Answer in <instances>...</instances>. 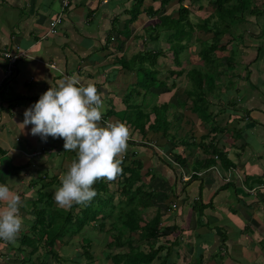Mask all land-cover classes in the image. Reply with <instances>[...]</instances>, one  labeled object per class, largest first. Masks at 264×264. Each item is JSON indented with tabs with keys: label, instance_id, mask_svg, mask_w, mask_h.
I'll return each mask as SVG.
<instances>
[{
	"label": "crops",
	"instance_id": "obj_1",
	"mask_svg": "<svg viewBox=\"0 0 264 264\" xmlns=\"http://www.w3.org/2000/svg\"><path fill=\"white\" fill-rule=\"evenodd\" d=\"M122 1L71 0L58 33L44 38L61 9V0H0V264H30L23 237L31 233L40 192H54L58 204L61 187H67V195L75 188L84 190L96 176V161L112 160L111 150L96 151L105 144V136H120L117 132L122 127L113 116L110 119L117 128L104 130L97 150L77 152L91 139L88 131L94 117L100 123L97 114H105L111 105L124 111L129 107L127 97L132 98L131 104L142 101L139 93L126 91L128 80L132 82L135 76L121 72L117 63L118 57L129 59L137 52L129 57L132 47L125 43V49L119 51L111 41L117 37L112 33V20L118 13L127 17V3L120 5ZM257 33L260 37L261 30ZM246 43L255 52L243 53L250 67L240 72L237 90L230 93L235 104L222 105L220 116L215 117L218 121L209 120L217 130L205 139L209 142L217 137L214 142L230 167L243 170L244 180L226 183L215 171L183 180L184 173L208 168L210 156L200 146L179 148L181 162L161 138L151 136L159 150L156 154L151 145L131 147L126 142L130 138H119L122 156L127 149L138 152L135 159L142 166L144 189L158 196L156 204L146 209L148 218L160 212L166 231L182 232L184 243L180 245L191 249L195 263L264 264V189L250 194L244 187L257 188L263 183L264 37L248 38ZM257 45L262 48L259 54ZM6 51L22 54L8 78ZM86 121L88 130H79ZM123 129L132 137L128 128ZM106 131L115 137L107 136ZM69 140L74 149L66 150ZM193 153V161H189ZM87 155L95 157L94 161ZM216 164L222 174L230 168L222 160L210 166ZM160 181L162 185L167 182L168 188L155 186Z\"/></svg>",
	"mask_w": 264,
	"mask_h": 264
},
{
	"label": "trees",
	"instance_id": "obj_2",
	"mask_svg": "<svg viewBox=\"0 0 264 264\" xmlns=\"http://www.w3.org/2000/svg\"><path fill=\"white\" fill-rule=\"evenodd\" d=\"M173 1L175 0H124L120 3V5L127 3V8L124 10L127 17L121 18V14L118 13L112 20V29L116 31L117 37L111 38V41L116 43V49L121 51L125 43L130 48L132 44L137 46L135 39H140L143 48L129 59L118 57L117 63L120 65L121 72L132 73L135 76L132 82L128 80L131 85L128 84L130 87L126 91L129 95L139 93L143 98L138 104H131L132 98L127 97L125 101L129 107L121 111L122 115L118 114L120 111L115 110L117 105H111L112 107L105 115L116 117L118 125L129 129L132 137L126 142L131 147L136 144L151 145L156 154L159 150L155 148V143H152L154 139L151 138L150 133L156 136L161 134L166 139L165 148L173 154L176 153L175 157L184 162L177 152L180 147L187 146V136H177L175 129L179 127L173 126L172 122L163 118L171 110L170 101L158 103L161 92L156 94L151 90L161 79L158 75H161L163 67L160 66L158 59L161 56L166 57L168 52L172 51L174 63L179 64L183 54L190 49L191 40L195 39L198 44L197 54L203 65H193L187 70L186 77L189 80L185 88L187 98L184 101L179 100L178 103L180 107H184L189 100L191 101L193 114L188 118L190 122L194 121L196 124L197 120H201L202 123L208 120L213 121L215 117L209 111L212 103L208 93L220 87L221 94L225 97L220 95L222 101L219 104L224 105L225 101L229 105L235 104L228 95L237 90L238 81L231 79L233 75L226 76L228 83L223 85L219 77L227 75L228 70L237 73L235 70L242 65L245 69L250 67L248 61L243 60V53L248 52L246 48L249 47L246 43L248 38L261 40L264 37V0L260 3L259 0H235L234 4H230L234 0H210L213 11L204 18H198L197 21L191 18L192 10L189 7L190 4H185V0H176L179 3L177 15L172 12L167 13ZM195 1L190 0L191 3ZM249 15L255 16L254 24L261 30L260 37L254 33H247V27L245 29L239 27L242 23H251ZM140 26L139 33L134 35V30ZM201 34L208 37H203ZM132 35H134V42L129 41ZM226 35H229V38L227 43H223ZM163 41L169 45L168 49L163 44L160 47L149 46L150 43ZM229 44H232L230 48ZM256 48L259 54L262 48L260 45ZM217 70L219 75L215 73ZM184 73L183 69L171 72L172 76ZM236 75L239 76L238 73ZM163 84L164 92L170 93L172 87L166 86L167 82L161 81L157 85L163 88ZM155 97L156 101L153 104ZM159 110H163L164 115H158ZM212 130L217 129L213 127ZM106 135L115 137L113 132H108ZM190 136L194 137V141H198L197 145L210 156L206 162L207 167L215 162L218 163L215 155L225 162V167H230L226 155L214 142L217 137L206 142L205 139L209 138L208 134L203 133L201 136L190 134ZM116 138L123 140L122 136ZM124 152V156L122 151L116 152L122 156L120 162H115L117 158L115 153L111 161L106 158L96 161L98 171L94 180L85 188L86 192L83 195L80 194L81 191H77L76 194L70 192L67 196H60L62 198L75 195L69 209L57 204L52 195L54 192H40L34 208V232L23 237V243L29 248L32 247L28 255L30 264H51L50 257L58 264H67V258L62 256L58 249L59 244L70 243L78 234L83 235L80 240L83 250L73 252L78 256L75 264L81 263V257L88 259L85 264H92L96 257L95 244H93L96 239L88 234L87 228L99 229L111 236L110 241L106 239L109 248L107 257L112 264H178L179 260L174 248L180 245L179 238L173 241L168 239L166 242L162 241V237L173 233H169L161 225L160 212L152 219L143 217L144 210L154 206L158 196L153 190L144 189L142 166H137L135 159L138 152L131 149ZM130 159L131 162L127 163ZM115 181L119 187L116 190L117 194L111 187V184L116 183ZM138 182L141 185H138ZM119 196L121 199L117 203L115 199ZM136 234H139L140 239L145 240L148 250H145L141 244H135ZM199 262L195 263L191 259L186 264H200Z\"/></svg>",
	"mask_w": 264,
	"mask_h": 264
},
{
	"label": "rangeland",
	"instance_id": "obj_3",
	"mask_svg": "<svg viewBox=\"0 0 264 264\" xmlns=\"http://www.w3.org/2000/svg\"><path fill=\"white\" fill-rule=\"evenodd\" d=\"M261 1L262 0H259V3ZM234 3H236L235 0L232 1L230 4H234ZM185 4H190L189 7L192 10L191 18L193 20H195V21H197L198 18L206 17L210 12L213 11V6H212V3L210 2V0H197V1H195V3H191L190 0H185ZM178 7H179V3L176 0L173 1L169 5L167 13H171L172 12L173 14L177 15ZM248 18L250 19L251 23H242L239 27L241 29H245L247 27L246 28V32L247 33L250 32L251 34L255 33L256 35H260L259 33H257V32H260V28L258 26H256V24H254L255 23L254 22L255 16L249 15ZM252 28H256L257 31H253ZM112 33H113L114 36H117L116 31H113ZM135 33H139V31L135 30ZM201 36L208 37V36H206L204 34H201ZM209 36H211V35H209ZM246 36H248V35H246ZM227 38H229V35H226L224 37L223 43H227ZM133 40H134L133 38L129 39L130 42H132ZM162 44L164 45V47H166V49L169 48V45L165 44L164 41L163 42L150 43L149 46L150 47H153V46L160 47ZM190 44H191L190 49L186 53L183 54L179 64H177L176 62L174 63V59H173L174 57H173V52L172 51L168 52V55L166 57H164V56L162 57L161 56L158 59V62L160 64V66L163 67V70L160 73L161 75H158V78L159 79L161 78L159 80V82H161V81L164 82V83L167 82L166 86H171L172 87V90L169 91L170 93L164 92V90H165L164 84H163V88H162V86H158L157 85L159 82L155 86H153L151 88V90L155 91L156 94L161 92V98L158 100V103H164V102H169L170 101L169 107L171 106V108H170L171 110H169V112L166 114V117L163 114V110H159L157 114L158 115H164L163 118H167L168 121L172 122L173 126H176V127L178 126L179 127V129H175L176 130V135L177 136H182V137H184L186 135L187 136V141H188L187 147H189V148L190 147H196L197 144H198V141L197 140L194 141V137L192 138L190 136V134L192 136H196V135L201 136L204 133V134H208V135L212 136L211 133L215 132V131L212 130V128L214 126L212 125V123H209V120L206 121L205 123H202L201 120H197L196 124H194V121L190 122L188 120L190 115L193 114V111L191 109L192 108L191 107L192 103H191L190 100L182 108L180 107V105L178 103L179 100L184 101L187 98V96L185 94V88L188 85V81H189L188 78L186 77L187 70H189L191 68V66H193V65H195V66L196 65H203L202 61L199 59V56L197 54L198 44L195 42L194 38L191 40ZM231 46H232V44H229V48ZM131 47L133 48V51H131V50L128 51V56L129 57L133 54V52H138L140 49L143 48L142 45L140 44V39H137V46H135V48L133 47V44L131 45ZM246 48L249 51V53H252V52L254 53L255 52L254 48H252L251 50H250L249 47H246ZM117 54H119V52ZM244 59L245 58H243V60ZM245 61L247 62L246 59H245ZM181 69L185 70L184 74L172 76V74H171L172 71H179ZM243 70H244V67L242 65V67L239 66L235 71H237V73L239 75L240 72L241 73L243 72ZM215 73L217 75H219L218 70ZM237 73H234L233 70H228L227 75H222L219 78L222 79L223 85H226L228 83L227 77H229L230 75L234 76V77L231 78V79H233V81H239V78L236 75ZM220 95L225 97L224 95L221 94L220 87H216L215 89L210 90V92L208 93V98H209L210 102L212 103L210 105V108H209L210 110L209 111L211 113H213V117H219L220 114H221L222 105L219 104V102L222 101V98H221ZM237 96L240 97V94L238 93ZM140 97L143 98V96L141 94H140ZM228 98H231V96L228 95ZM155 101H156V97H155V99L153 101V104H155L154 103ZM223 104H226V101ZM173 111L175 113H173ZM118 114L122 115V112L120 111ZM94 119L91 122V124L93 125L92 129H90L88 131L89 134H90L91 139L85 140L84 144H81L77 148V152L80 155L83 154L85 151H87L88 148H90V150L92 149L91 150L92 152L94 150L96 151L97 150L96 148H98V146L100 144L99 143V139L102 138V136L104 135V133H103L104 130H108V128L106 129L105 127H103L101 122L99 123L97 121L96 117H94ZM213 120L218 121V118H213ZM219 124H222V119H220ZM87 126L88 125H87V121H86L85 124H83V126H79V130L82 129V130L87 131L88 130ZM225 126L227 127L228 125L225 124ZM175 130L172 129V131H175ZM106 132H108V131H106ZM125 133L126 132L123 129V127H122V129L120 131L117 132V134H120V136H124L125 138L129 139L130 138L129 135L128 134L125 135ZM150 135L152 137L153 136L156 137V139H158V140H160V138H161L162 141H164V140L166 141V139L161 134H158V136L161 135L160 137L154 135L152 132L150 133ZM105 139H106V141L104 140L105 144L104 145L102 144L101 147L99 148L100 151H96V152L97 153L101 152V153L104 154L105 150H111L113 153L116 154V157H117V160H118V156L119 157H121V156L119 154H117L116 152L120 151L122 149L121 146H120V141H122V140H118L119 138L114 139V138H106V137H105ZM194 143H196V145ZM72 144L73 143L71 142V140H69V144H68V147H67L68 149H66V150H70ZM156 146H157V144H156ZM72 148L74 149V146H72ZM181 148L182 147H180V149ZM191 150H194L195 152L198 151V149L197 150L196 149H191ZM194 155H195V153H193L192 157H189L188 160L189 161H193V156ZM94 158L95 157L87 155V159L90 160V162H93ZM175 174H177V173H175ZM91 176H92V173L89 172V177L91 178ZM178 177L179 176H176V181H177ZM174 180H171V181H174ZM181 181L183 182L182 179H181ZM162 182L163 181L157 182L155 184V186L159 185V187L168 188V187H166L167 186V182H165V184H163V185H162ZM111 187H112L113 192H115V193L117 192L116 190H118V188H119L117 182L111 184ZM77 191H79V190H77L75 188V190L71 191V193L76 194L75 192H77ZM67 192H69V191H68L66 186L65 187H61V189L59 190V194L61 196L62 195L67 196ZM85 192H86L85 189L84 190L82 189L80 194L83 195ZM69 196L70 197H62V198L59 196L60 198H58L59 199L58 204L61 205V206L63 205V207L66 208V209H69L70 208V203L75 199V195H69ZM120 199L121 198L119 196L118 198L115 199V201L118 203ZM165 199H166V197H164L163 200H165ZM117 209H118V206H117ZM143 217H147L148 218L146 210H144ZM31 229H32L31 232H34L33 224H32ZM87 229H88L87 230L88 234H90L93 238L96 239V241H93V244H95L94 253L96 254V257H95L94 262L92 264H112V261L107 257V253L109 251V248L107 246V242L111 240V236L110 235H106L104 232H102L99 229H92V228H87ZM181 233L178 232V234L171 235L170 236L171 239L168 238L167 235L165 237H162L161 239H162V241L166 242L167 239L173 241V239L179 238L178 239L179 242L180 243H182V242L184 243V240H183L184 237H183V234H181ZM27 234H29V233H27ZM30 235H31V233H30ZM32 235L34 237H36L34 234H32ZM138 235L139 234L135 235V238H136V241H137L135 244L136 245L137 244H141L142 247L145 248V250H148L149 247H147V244H146L145 240L140 239L138 237ZM82 236H83L82 234L75 235V237L72 239V241L70 243H67L65 245H60L59 244L58 249L61 252L62 256L67 258L66 259L67 264H75L76 257H78V256L76 254H74L73 252L77 253V251H82L83 250V248L80 246V242H81L80 240L82 239ZM106 238L109 239V240L107 241ZM183 246L184 245L181 244V245L175 246V248H174V250H176V251H174L176 253V257L179 260L178 264H186L187 262H189L194 257L192 255L191 249L189 251V249L184 248ZM25 249H26L25 252H26L27 256L30 255V252L32 251V247L29 248L28 246H26ZM49 260H50L51 264H58V262L53 260V259H51V257H50ZM87 261H88V259H85V258L81 257L80 258V262L81 263H78V264H85V263H87Z\"/></svg>",
	"mask_w": 264,
	"mask_h": 264
},
{
	"label": "built area",
	"instance_id": "obj_4",
	"mask_svg": "<svg viewBox=\"0 0 264 264\" xmlns=\"http://www.w3.org/2000/svg\"><path fill=\"white\" fill-rule=\"evenodd\" d=\"M105 2L107 0H104ZM71 3V0H61V9L59 10V13L56 15L55 18H53L50 22L49 28L47 30V34L44 35V38L47 37L48 35H55L56 33H58L59 31V27L63 22V18H64V13L65 11L68 9L69 5ZM22 54L20 52L14 54L11 51H6L4 52V56L7 58V63L5 65V77H11L14 74V67L16 65L17 59L21 56ZM53 67L55 66V64H51ZM215 158L217 159V162L219 163L220 158L218 155H215ZM211 171H215V173H217L219 176L223 177V180L226 183L232 182L234 179H239V180H244L245 179V175L243 170L239 169V168H235V167H230L228 172L225 174H222L221 172V167L219 168V165H212L210 167H208L206 170H204L203 172H196L193 171L189 174L184 173L182 178L183 180H189L192 177L198 175V176H203L206 172H211ZM246 191L250 194H256L257 193V189H264V174H263V183L258 186L257 188H249L244 186Z\"/></svg>",
	"mask_w": 264,
	"mask_h": 264
},
{
	"label": "clouds",
	"instance_id": "obj_5",
	"mask_svg": "<svg viewBox=\"0 0 264 264\" xmlns=\"http://www.w3.org/2000/svg\"><path fill=\"white\" fill-rule=\"evenodd\" d=\"M109 0H107L106 2H108ZM103 2L104 3H106L104 0H103ZM46 38V37H45ZM52 64H54V63H52ZM56 66V65H55ZM54 66V67H55ZM97 117H98V120L100 121V122H102V124L104 125V126H106L107 128L108 127H110V128H117V126L115 125V123H113V122H111V119H110V117H107V115H105V114H102V113H100V114H97ZM82 126V125H81ZM88 129V128H87ZM121 130V129H120ZM145 218H147V217H145ZM148 219V218H147ZM150 219V218H149Z\"/></svg>",
	"mask_w": 264,
	"mask_h": 264
}]
</instances>
